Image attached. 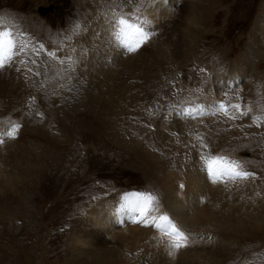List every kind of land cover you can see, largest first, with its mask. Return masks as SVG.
I'll use <instances>...</instances> for the list:
<instances>
[{
    "label": "rangeland",
    "instance_id": "obj_1",
    "mask_svg": "<svg viewBox=\"0 0 264 264\" xmlns=\"http://www.w3.org/2000/svg\"><path fill=\"white\" fill-rule=\"evenodd\" d=\"M93 1L0 0V27L11 25L32 30L42 39L41 44L49 43L53 48L62 49V53L72 49L69 45L74 46L79 43L78 40L83 39L80 41L82 43L78 44V48L73 47L74 49L68 55H74V58L78 55L88 57L97 48V44L91 42L87 37L88 27L85 28L82 23L86 25L85 23L90 19L93 20L91 15L95 11L92 10H94V6L98 7L96 3L99 0ZM207 1L199 2L201 9L204 8L205 11H201L204 15V23L201 31L195 34L196 42L192 47L194 48L193 54L185 60L184 64L179 63L172 66V63H166L165 72L166 75H169V80H162L155 90L147 93L149 96L146 94L144 101L134 104L135 106H132L128 111L124 110L122 117L108 115V111H106L108 109H102L104 105L95 104L88 95L87 84L77 79L67 81L66 84L61 83L67 87L60 83L47 86L45 80L35 81V87L41 90V106L37 111L33 108L31 110L30 103L33 104L35 99L30 97L27 98L25 104L22 102L24 105L28 103L25 106V111L31 112L30 116L17 112L9 115L6 110H10L12 102L6 96L0 97V115H2L0 116V130L2 133L6 132L8 128H10L8 131L12 132L16 128V122H20L23 123V128L17 127L15 132L18 133L22 128L21 138L23 139L24 134L27 137L19 144L30 146L32 143L29 141L30 139L39 143L36 137L50 140V147H43L41 150L45 162L43 164L41 162V165L40 161L42 160L37 158L38 156H35L36 152H34L35 155L31 156L33 162L29 165L30 168H26L29 171H24L26 176L24 173L22 174L23 179L29 180L32 178L29 176L30 172L39 167H41L39 170L44 169L45 173L40 172L41 175L38 173L34 177L35 180L31 179L32 185H35L27 187L25 191L22 190L18 196L11 194L0 197V264H79L81 261L77 258L76 243L73 242L74 233L82 226L81 223L85 221L94 206L110 197L126 195L118 193L123 190L142 186L157 191L156 194H153L151 190L147 194L151 193L155 197L156 210L153 215L158 217L161 214L162 210L158 207V201L164 198L163 183L167 173L165 167L170 163V168L177 170L176 167L184 159L181 154L172 151L174 148L173 144H170L171 142L159 135L157 128H161L163 121L160 119L164 116V112L158 113L165 109L171 114L172 110L192 104L183 102L191 101L194 98L201 100L199 87L204 84L203 78L206 75L203 73L202 67H197V62L202 63L204 67H207L205 66L207 64L208 67L213 68L212 70L220 73L225 72L230 66L240 65L246 68L249 77H251L249 88L245 91L240 90L235 97L240 96L239 98L247 101L246 107L256 105L258 111L264 112L263 84L261 82L260 85H256L258 79L264 82V0ZM111 2L113 5L110 8L108 5H101L103 8H97L98 11L103 13L102 15L106 13L112 15L116 10H126L128 7L132 11L138 12L144 9L145 3L143 0H121L122 3H118V5L116 4L117 0H111ZM176 3L173 6L174 10L171 8L175 19L178 18L177 10L180 9L179 3L177 5ZM180 4L185 5V0ZM73 17L74 19H72ZM214 19H216L214 23L217 25L212 26L210 21H214ZM213 21L212 24H214ZM167 32H163L160 36L165 38ZM204 32L207 35L204 36ZM79 48L85 51L79 52ZM108 49L110 50V48L106 49L107 52ZM37 50L40 51V49ZM27 51L29 54L27 53L26 56L33 54L32 50L27 49ZM57 54H61V52H57ZM43 57L44 59L34 55L35 60L28 63L29 70H22L24 78H28V76L29 79L31 78L32 69L38 73L36 79L41 78V71L37 68L38 63L40 67L46 68L50 64L46 62L41 64L40 62L52 61ZM106 58L107 56L104 59ZM64 60L70 63L68 66L65 64L61 67V73H63L64 67L68 70L70 65H75L71 61L72 59ZM107 64L108 62L104 61V65L108 66ZM180 67H184V69ZM179 69L185 72L184 75L181 74V77L178 75L181 73ZM2 74L3 72H0V79L3 77ZM16 75H18L17 69L13 76ZM183 76H186L188 82L192 81L195 85L192 88L194 93L191 89L189 92H185L178 85V82L183 80ZM167 78L168 76L165 79ZM226 97L228 101H233L231 102L233 106L237 104L235 97L227 95L223 97L224 100ZM82 103L86 104L85 108L82 107ZM149 105L152 106V110L148 107ZM147 107L153 114L145 113ZM99 114L103 115L102 118ZM16 115L18 118L15 117ZM29 122L33 124L31 125ZM232 123V129L235 130L236 126H234V122ZM250 123L254 122L250 121ZM172 124L180 125L182 122L168 121L164 125L170 127ZM261 124L263 130L264 120ZM169 135L170 140L172 137L178 136L176 132H170ZM253 135L252 133L249 135L240 134L238 137L231 138L227 143L222 142L219 145L214 143V150L220 155L228 153V150L234 152L237 149L236 147L234 150V147L244 139L240 144L243 148L239 149L237 155L239 158L241 156L244 169L252 174L248 178L252 182L256 180V183L261 179L264 186V155L256 148L258 140L255 141L256 136L253 137ZM258 135L264 138V132H259ZM17 139L19 138L11 140L16 141ZM252 141L256 144H253ZM4 144L5 140L0 135V146ZM26 151L29 153L34 151V148ZM49 151L51 154L48 156L45 153ZM185 154H183L184 158H186ZM178 157L179 159H177ZM35 158L37 163H35ZM36 164H40V166ZM39 179L40 181H38ZM13 182H17L16 177L12 180ZM9 185L8 183L7 191H12L13 186ZM261 196H264V193L254 197L257 200H262ZM259 205L264 206L262 202H259ZM254 213L251 210V214ZM45 215L47 217L44 219ZM261 218L264 219V216ZM142 223L145 224L141 222V225H143ZM246 233V235L240 232L225 234L223 240H227L229 243L223 244L224 251L219 247L221 244H218L214 248L215 251H209L207 254L205 252L208 260L199 255L201 260L199 261L198 258L197 264H264V230L257 233ZM91 244L89 245L91 247H86L87 250H99L96 242H91ZM152 245L149 255L144 254L146 253L145 245H143V249L141 248L142 250H136L132 254L128 252L127 255L132 258L135 256L133 259L135 264H159V262L174 264L177 262L178 258H174L171 254L168 256L167 253L152 255L154 248H158L155 244ZM89 258L87 259L88 264H96ZM174 260L175 262L172 263Z\"/></svg>",
    "mask_w": 264,
    "mask_h": 264
},
{
    "label": "bare ground",
    "instance_id": "obj_2",
    "mask_svg": "<svg viewBox=\"0 0 264 264\" xmlns=\"http://www.w3.org/2000/svg\"><path fill=\"white\" fill-rule=\"evenodd\" d=\"M110 1H97L98 7L94 6V10H92L95 11L91 15L93 20L91 21L90 19L84 25L85 28L88 27V33L85 34L91 42L97 44V48L88 57L78 55V57L74 58V55H68V53L74 49L73 47L78 48V44L80 45L82 43L80 41L83 39L78 40L77 42L79 43H76L74 46L69 45L72 49H69L65 53L69 56L68 60L72 59L71 61L75 65H70L68 70L64 67L63 73H61V67L65 64L68 66V63H70L67 60L61 59L64 53L59 54L60 57L54 56L55 58L51 59V62L48 60L41 61V64H45V62L50 64L46 68L40 67L38 63L37 68L42 74L40 79H36L38 73L35 72V69H32L30 79L29 76L28 78H24L23 72L17 67L0 70V72H3V77L0 79V97L6 96L12 102L10 110H6L9 115L17 112L30 116L31 112L25 111V106L28 103L24 104L27 98H38L41 101V90L35 87V81L45 80V84L50 86L57 83L66 84L67 81L70 82L72 79H77L87 84V88H89L88 95L94 100L95 104L104 105L102 109H108L106 110L108 111V115L122 117L124 110L128 111L132 106H135L134 104L144 101L146 94L155 90L162 80H169V75H166L165 72L166 63L170 62L172 66L179 63L184 64L185 60L189 59L193 54L194 48L192 47L196 42L195 34L201 31L204 23V15L201 12L204 11V8L201 9L199 4L201 0H185V5L180 4L184 0H143L145 2L143 10L134 12L128 7L126 10H123L124 14L132 21H136L137 25L145 29L148 22L158 32L154 40H151L145 47L143 46L139 51L134 53L124 52L121 49L120 43L115 40L113 36L115 15L107 14L106 12L105 15H102L103 13L97 9L103 8L101 5H108V8H110L113 5V2L110 3ZM176 2L180 6V9L177 10L179 12L177 19L173 17V11L171 13V8L173 9ZM118 3H122L121 0H117L116 4L118 5ZM119 5L121 6V4ZM203 5L204 2L202 7ZM216 19L212 20L213 23ZM212 21H210L212 26L217 25L216 23L212 24ZM8 26L10 28L14 27ZM4 30V27L0 28V31ZM165 31L168 32L165 33L166 35L163 34L165 35V38H163L160 35ZM21 32L22 39L28 38V35L32 36V34L23 30ZM205 33L204 36L207 35ZM13 36L19 37L20 34L17 31H13ZM31 42H29V45ZM39 47L41 51L46 48V45L40 43ZM108 47L110 50L108 49L109 51L107 52L106 49ZM31 50L33 54H30V57L36 55L44 59L43 55H38L39 52L36 48ZM78 51L82 52L85 50L79 48ZM140 51L142 52L139 53ZM106 56L107 58L104 59ZM104 61L108 62V66L104 65ZM199 64L202 65V63ZM167 65L170 66V64ZM180 68L184 69V67ZM206 68L208 69L206 70ZM16 69L18 75L13 76ZM204 69V74L206 75L203 78L204 84L199 87L201 100L172 110L171 114L165 109L158 113L162 114L164 112V116L160 119V121H163L161 128H157L159 135L171 142L170 144H173L174 148L172 151L181 154L184 159L181 163L179 162L180 164L176 167L178 168L177 170L170 168V163L166 165L165 172L167 173L165 174L163 183L164 198L158 201V207L162 212L166 211V216L169 220L187 235V246L176 249L172 247L173 241L166 234L157 231L155 227L146 226L143 223L140 226L135 225L140 220V217H138L139 215L136 214L132 207L131 201L133 197L130 194L113 196L114 198L110 197L94 206L87 218H85V221H82V226L74 233L73 242L76 243L77 258L81 261L79 264H88L87 259L89 256L96 264H135L133 260L135 256L132 258L127 253L130 252L132 254L145 245L146 253L144 254L149 255L150 247L153 246L152 244L158 247L154 248L152 255L167 253V256L171 254L174 258H178L177 262L175 260L172 261V263L175 262L174 264H197L200 256L208 260L206 258L207 252L215 251L214 248L218 244H221L219 247L224 251L223 244L228 242L227 240H223L225 234L240 232L246 235V232L257 233L264 230V219L261 218L264 216V206L259 205V202L264 204V196H261L260 199L262 200H257L254 197L257 194L261 195L264 193L261 179L256 183V180L252 182L248 177L229 179L228 176L218 175L214 181L209 176L207 169V161L212 157H223L228 163L234 162L238 166V170L246 171L242 166L243 161L240 159L241 156L239 158L237 155L239 149L243 148L240 144L244 139H242V142H239V145L234 147V150L237 147L234 152L228 150V153L220 155L214 150V143L216 145L222 142L227 143L231 138L238 137L240 134H254L253 137L256 136L254 138L255 141L256 139L258 140L256 148L264 155V138L258 135L259 132H264V129L262 130L263 126L260 123V128H256L258 132L255 129L257 126L251 124L249 120V116L251 119L259 117L258 113L260 111H258L256 105H249L246 111L247 116L244 117L239 113L238 108L234 107L237 104L233 106L231 103L233 101L224 100L223 98L227 95L235 97L240 90H247L251 77H249L250 75L246 68L240 65L230 66L221 74L216 73L208 66L204 67ZM179 71L182 75L185 74L184 70L179 69ZM167 76L168 78L165 79ZM182 79H186L185 81L181 80L180 83L178 82L182 90L185 92H189L190 89L192 90L195 86L192 81L188 82L186 76H183ZM257 81L256 85H260L262 82L264 94L263 80L258 79ZM63 86L67 87V85ZM241 100L244 101L242 98ZM221 105L224 107L222 108ZM82 107L85 108L86 104L82 103ZM148 107L152 110L151 105ZM148 107L145 113L153 114V112L148 110ZM32 108L37 111L39 105L33 104ZM191 108H195V111H202L197 113L199 117H192L186 114V111ZM99 115L102 118L103 115ZM15 117L18 118L17 115ZM168 121H181L182 124H172L168 127L164 125ZM232 122L236 126L235 130L232 129ZM29 123L33 124L32 122ZM8 129L4 133L0 130V135L5 140V144L0 146V197L11 194L18 196L22 190L25 191L27 187L30 188L35 185H32L31 179H34L38 173H43L44 169L39 170L41 167H35L36 169L30 172L31 175L29 176H32V178L29 180L27 178L23 179L24 176L22 177V174L28 170L26 168H30L29 165L33 162L31 156L34 152H36V155H33L38 156L37 158L42 160L40 164L41 162L42 164L45 162L41 150L43 147H48L50 143V140L47 138L41 139V137H36L39 143L35 142L36 140L30 139L31 145L25 146V144L19 143L26 139L27 135L24 134L22 139L19 134L16 144V141L11 140L13 137L7 135L9 133ZM170 132H176L178 136L172 137L170 140ZM44 136L46 137L45 134ZM252 143L256 144L253 141ZM10 148L13 149L11 150ZM33 148L34 151L29 153L26 151ZM226 148L228 147L226 146ZM45 154L49 156L51 152L49 151ZM183 154L186 155V158L183 157ZM40 164L36 165L40 166ZM14 177H16L17 182L12 183ZM8 183L10 187L13 186L12 191H7ZM260 209L262 211H259ZM251 210L255 213L251 214ZM162 212L158 217L162 215ZM43 217L45 219L47 216ZM150 224L151 222H148V225ZM91 242L97 243L99 246L98 251L97 249L96 251L86 249ZM141 256L143 255L141 254ZM159 264L161 263L159 262Z\"/></svg>",
    "mask_w": 264,
    "mask_h": 264
},
{
    "label": "snow or ice",
    "instance_id": "obj_3",
    "mask_svg": "<svg viewBox=\"0 0 264 264\" xmlns=\"http://www.w3.org/2000/svg\"><path fill=\"white\" fill-rule=\"evenodd\" d=\"M119 23L122 26L119 38L128 52H135L150 38V34L139 25L130 24L123 19ZM21 50L22 48L18 46L12 32L9 30L0 31V68H4L6 64L12 62L16 53ZM221 107L223 108L224 106L221 105ZM234 107L238 108L239 106L236 105ZM14 133L15 129L7 133V135L11 136ZM207 169L209 176L214 181L218 175L228 176L229 179L247 178L252 175L249 172L238 170V166L234 162L228 163L223 157H212L207 161ZM154 202L155 197L151 194H136L132 198V207L138 212L140 217L137 223L144 222L146 226H153L164 232L173 241L172 247L176 249L186 247L188 237L183 231L177 228L166 215L159 217L153 215L156 210ZM148 221H151L150 225H148Z\"/></svg>",
    "mask_w": 264,
    "mask_h": 264
}]
</instances>
